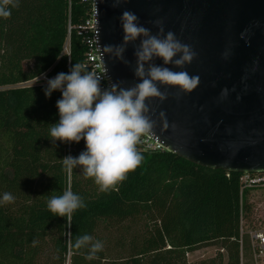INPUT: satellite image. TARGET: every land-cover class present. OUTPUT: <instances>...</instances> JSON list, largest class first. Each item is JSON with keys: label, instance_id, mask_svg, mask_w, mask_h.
Masks as SVG:
<instances>
[{"label": "trees", "instance_id": "obj_1", "mask_svg": "<svg viewBox=\"0 0 264 264\" xmlns=\"http://www.w3.org/2000/svg\"><path fill=\"white\" fill-rule=\"evenodd\" d=\"M88 9L82 0H19L9 18H0V201L6 192L14 197L0 203V264H41L44 257L54 264H187L188 253L217 244L227 251L226 264H240L241 222L254 223L256 191L242 189L243 174L202 167L167 150H138L141 163L101 192L80 167H63L65 143L50 137L62 93L46 97L47 84L14 87L49 69L53 77L82 64L87 47L76 29L70 63L62 50L69 17L77 26ZM69 188L86 207L55 216L47 201ZM141 217L153 226L132 242L128 256L111 259L103 245L88 260L89 248L74 246L85 234L102 242V223ZM217 259L212 263L222 264L223 254Z\"/></svg>", "mask_w": 264, "mask_h": 264}, {"label": "water", "instance_id": "obj_2", "mask_svg": "<svg viewBox=\"0 0 264 264\" xmlns=\"http://www.w3.org/2000/svg\"><path fill=\"white\" fill-rule=\"evenodd\" d=\"M114 2L97 0L95 5L103 64L112 83L128 88L139 82L134 75L139 40L126 48L129 64L104 47L122 43L125 10L152 34L160 21L165 33L173 32L196 53L183 69L165 65L200 81L187 93L158 85L167 99L146 101L155 122L150 133L168 152L202 167L264 173V0H120L113 7ZM154 62L163 65L159 58Z\"/></svg>", "mask_w": 264, "mask_h": 264}, {"label": "clouds", "instance_id": "obj_3", "mask_svg": "<svg viewBox=\"0 0 264 264\" xmlns=\"http://www.w3.org/2000/svg\"><path fill=\"white\" fill-rule=\"evenodd\" d=\"M119 4L120 0H115L113 7ZM18 6L19 0H0V18H9L11 9ZM120 22L124 33L122 43L104 47L115 59L129 64L124 58L126 48L139 40L134 47V75L138 83L125 88L121 87L122 82H116L102 88L100 76L76 63L68 73L60 72L48 79L44 90L46 97L56 90L62 93L56 102L59 121L50 124V137L55 142H85V150L78 156L68 155L62 159L63 167L68 172L80 167L85 177L92 178L101 192L115 188L141 163L143 157L137 144L151 132L155 123L148 115L150 109L146 101L150 98L167 99V93L161 92L158 85L187 93L200 81L199 76L165 66L171 64L183 69L193 61L196 53L189 45L181 43L173 32L165 33L160 21L155 22L159 26L156 34L141 25L132 11H123ZM157 58L162 59L163 65L154 62ZM226 94L227 89L222 90V95ZM160 117L164 118L165 114L161 112ZM13 201L12 194L6 192L0 203ZM47 207L55 216L65 217L86 205L82 197L69 188L62 195H53L47 201ZM35 243L33 241V245ZM74 246L77 249L87 246L88 260L96 258L103 249V243L94 241L88 234L78 236Z\"/></svg>", "mask_w": 264, "mask_h": 264}, {"label": "built area", "instance_id": "obj_4", "mask_svg": "<svg viewBox=\"0 0 264 264\" xmlns=\"http://www.w3.org/2000/svg\"><path fill=\"white\" fill-rule=\"evenodd\" d=\"M97 0H82L83 3L89 5L87 17L79 25L73 26L70 21L68 23V36L63 46L62 55L68 57L71 61V33L76 29L77 33L82 37L87 47L82 64L86 69L97 74L102 78V88L108 87L112 82L108 79L106 69L103 64V54L99 45V29H98V14L96 5ZM71 5V0H69ZM70 14V13H69ZM70 16V15H69ZM51 69L43 72L39 76L19 83L14 87H25L31 85L47 84V80L51 77L49 72ZM85 150V142L81 140L79 143H65L64 157L74 154H80ZM137 150L157 151L165 150L162 142L157 136L149 133L141 138V142L137 144ZM242 189H257L264 188V173H243L240 177ZM245 238L247 239V247L245 246ZM240 264H245V256L247 255L250 264H264V226H258L253 223L247 228L244 222H241L240 229ZM189 253L187 254V256Z\"/></svg>", "mask_w": 264, "mask_h": 264}, {"label": "rangeland", "instance_id": "obj_5", "mask_svg": "<svg viewBox=\"0 0 264 264\" xmlns=\"http://www.w3.org/2000/svg\"><path fill=\"white\" fill-rule=\"evenodd\" d=\"M251 201L253 202L251 216L254 219L255 225L264 226V188H257L251 195ZM152 226L153 222L144 217L124 223H102L98 230V235L102 239L107 257L115 259L128 256L132 242L140 240L143 235L145 236L150 231ZM219 253L223 254L224 259L222 264H226L228 260L227 251L221 249L219 244L204 247L190 253L186 256L187 264H213L212 262L215 259L218 262L217 255ZM46 260L48 261L46 262ZM41 264L54 263L51 262V259L49 260L47 257H44ZM66 264H70V260ZM245 264H250L247 255L245 256Z\"/></svg>", "mask_w": 264, "mask_h": 264}, {"label": "crops", "instance_id": "obj_6", "mask_svg": "<svg viewBox=\"0 0 264 264\" xmlns=\"http://www.w3.org/2000/svg\"><path fill=\"white\" fill-rule=\"evenodd\" d=\"M190 254V253H189Z\"/></svg>", "mask_w": 264, "mask_h": 264}]
</instances>
